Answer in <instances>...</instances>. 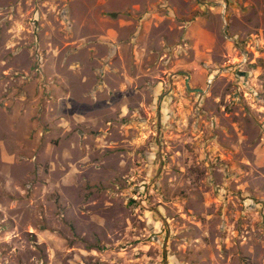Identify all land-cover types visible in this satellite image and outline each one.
Returning a JSON list of instances; mask_svg holds the SVG:
<instances>
[{
  "label": "rangeland",
  "instance_id": "1",
  "mask_svg": "<svg viewBox=\"0 0 264 264\" xmlns=\"http://www.w3.org/2000/svg\"><path fill=\"white\" fill-rule=\"evenodd\" d=\"M0 264H264V0H0Z\"/></svg>",
  "mask_w": 264,
  "mask_h": 264
},
{
  "label": "water",
  "instance_id": "2",
  "mask_svg": "<svg viewBox=\"0 0 264 264\" xmlns=\"http://www.w3.org/2000/svg\"><path fill=\"white\" fill-rule=\"evenodd\" d=\"M215 77V76H214ZM213 77V78H214ZM209 83V82H208ZM194 91H198V92H200V93H203V91L202 90H197V89H195Z\"/></svg>",
  "mask_w": 264,
  "mask_h": 264
},
{
  "label": "bare ground",
  "instance_id": "3",
  "mask_svg": "<svg viewBox=\"0 0 264 264\" xmlns=\"http://www.w3.org/2000/svg\"><path fill=\"white\" fill-rule=\"evenodd\" d=\"M213 77H214V75L210 78V82H212L213 81Z\"/></svg>",
  "mask_w": 264,
  "mask_h": 264
}]
</instances>
